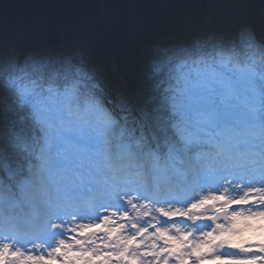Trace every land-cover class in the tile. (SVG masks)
I'll return each mask as SVG.
<instances>
[{
	"label": "snow or ice",
	"instance_id": "obj_1",
	"mask_svg": "<svg viewBox=\"0 0 264 264\" xmlns=\"http://www.w3.org/2000/svg\"><path fill=\"white\" fill-rule=\"evenodd\" d=\"M0 117V264H264V29L161 49L135 97L8 56Z\"/></svg>",
	"mask_w": 264,
	"mask_h": 264
},
{
	"label": "trees",
	"instance_id": "obj_2",
	"mask_svg": "<svg viewBox=\"0 0 264 264\" xmlns=\"http://www.w3.org/2000/svg\"><path fill=\"white\" fill-rule=\"evenodd\" d=\"M260 5L257 0H0V61L13 55L72 58L79 50L91 64H108L114 83L127 85L124 92L135 97L147 90L150 66L161 49L253 29L261 24ZM178 21L184 28L169 41L153 39L160 31H174ZM144 43L148 48L140 52Z\"/></svg>",
	"mask_w": 264,
	"mask_h": 264
},
{
	"label": "rangeland",
	"instance_id": "obj_3",
	"mask_svg": "<svg viewBox=\"0 0 264 264\" xmlns=\"http://www.w3.org/2000/svg\"><path fill=\"white\" fill-rule=\"evenodd\" d=\"M257 1H258V3H260L261 5L264 4V1H262V0H257ZM261 5H260V6H261ZM183 25H185V24H184V23H181V21H178V22L175 24V29H174V31H170V30L160 31V34H159V35L157 34V36L155 35L153 39H154L156 42L165 41V40H168V41H169V40H170L169 35H170V34H173V33H175V32H178V31H180L181 29H183V28H184ZM262 28H263V26H262L260 23H258V22H255V23H254V28H253V29H254V31H255V33H256V35H257L258 38L260 37V35H261V33H262ZM168 37H169V38H168ZM53 41L57 42V38H56L55 36H54V38H53ZM147 48H148V47H147V43L142 44V45H141V48H140V52L146 50ZM78 52H79V50H76V51H75V54L72 56L73 59H75V60H82V61H85V62H86L87 64H89L90 66L94 67V68L100 73L101 76H103L104 78H106V80L108 81V83L110 84V86H112L113 88L118 89V90H121V91H123V92H124V89L129 91V89L127 88V85L124 84V87L122 88V87L117 86V85L114 83V80H113L112 77H111V72H110V70L108 69V64H106V63H101L100 65H97V64H91V63L89 62V60H88L85 56H83L82 54H80V53H78ZM110 57H111V58H110V65H111V67L114 69V71H115L116 73H118L117 70H116V67H115V59H114L113 56H110ZM260 238H261V237L259 236V234H257V235L254 237V240L258 241ZM206 264H213V262H210V261H209V262H206Z\"/></svg>",
	"mask_w": 264,
	"mask_h": 264
},
{
	"label": "bare ground",
	"instance_id": "obj_4",
	"mask_svg": "<svg viewBox=\"0 0 264 264\" xmlns=\"http://www.w3.org/2000/svg\"><path fill=\"white\" fill-rule=\"evenodd\" d=\"M169 37H170V38H173V37H174V34H172V35L170 34ZM169 37H168V38H169Z\"/></svg>",
	"mask_w": 264,
	"mask_h": 264
}]
</instances>
